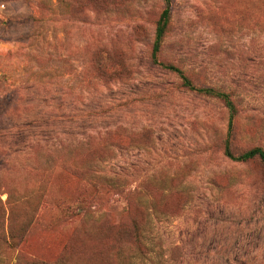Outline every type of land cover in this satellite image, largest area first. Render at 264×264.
I'll list each match as a JSON object with an SVG mask.
<instances>
[{"label": "rangeland", "instance_id": "obj_1", "mask_svg": "<svg viewBox=\"0 0 264 264\" xmlns=\"http://www.w3.org/2000/svg\"><path fill=\"white\" fill-rule=\"evenodd\" d=\"M164 6L0 0V264H264V168L152 62ZM169 7L158 61L264 151V0Z\"/></svg>", "mask_w": 264, "mask_h": 264}, {"label": "trees", "instance_id": "obj_2", "mask_svg": "<svg viewBox=\"0 0 264 264\" xmlns=\"http://www.w3.org/2000/svg\"><path fill=\"white\" fill-rule=\"evenodd\" d=\"M169 18H170L169 0H165V6L160 12V15L155 23L154 36H153V41L151 44V53H150L152 62L155 64H158L163 69H166V70H169L175 73L180 79V83L183 88L189 91L195 92L196 94H201L204 96L216 98L222 101V103L226 107L228 114H229L226 134L223 140L224 156L228 158L229 160H231L232 162H236V163H246L251 160H258L260 164L262 165V167L264 168V151L262 148L254 147L244 152H241L239 154L233 153L231 149V143H232V137H233V119L235 115V107L232 101L230 100L231 93L220 91V90H215L214 88L196 87L192 84L190 79L182 72V70H180L178 67L171 65V64L165 65L164 63L158 61V54L160 52L161 43L169 28ZM26 201H27V198L22 200V202H26ZM13 209H14L13 207H9L7 216H10L12 214ZM30 213H33V211H31ZM1 214L2 215L5 214L4 210L0 212V215ZM9 218H12V216ZM9 222L12 224L11 220ZM26 225L27 224H25V226Z\"/></svg>", "mask_w": 264, "mask_h": 264}]
</instances>
